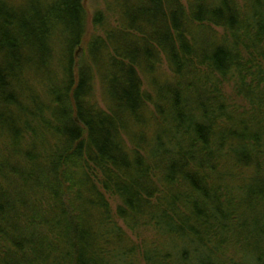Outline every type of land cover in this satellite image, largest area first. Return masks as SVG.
<instances>
[{
	"label": "clouds",
	"instance_id": "clouds-1",
	"mask_svg": "<svg viewBox=\"0 0 264 264\" xmlns=\"http://www.w3.org/2000/svg\"><path fill=\"white\" fill-rule=\"evenodd\" d=\"M54 2L46 0L44 7L47 9ZM16 3L17 6H27V0H16ZM132 3L140 7L150 6L149 0H132ZM184 3L187 9V0ZM246 3L247 0H237L235 6L247 14L248 22L253 25L251 32L245 26L232 29L226 24L218 26L209 20L201 24L191 19L190 12L185 17L184 28L178 31L171 22L170 14L176 7L173 0H165L163 11L156 18L150 15L143 17L134 26H129L125 15L126 0H101L98 5L104 11L106 20L102 25H96L95 30L104 37L107 46L101 47L95 57L86 56L90 90L81 97V102L93 116L103 113L112 118L115 122L114 141L126 155L130 166H118L110 160L103 162L100 165L104 169L101 176L108 181L109 188L104 189L100 185V189L108 199L109 207L100 205L99 197L87 190L91 187L88 184L82 188L84 197L77 201L74 216L77 223L87 224L96 234L92 252L102 255L110 264H149L144 253L152 256L151 264H164L166 252L173 253L174 264L180 250L185 247L191 250L186 264H201V261L207 260L212 264H256L257 256L264 251V231H261L264 229V195L250 193L253 178L258 174L264 176V142L257 145L254 140H240L227 133V129L240 127L242 119L248 121L253 130L264 126V103L261 102L264 83L255 88L251 102H246L248 111L245 113L239 99H231L227 94L233 86H240L242 69L234 63L227 79L221 83L224 78L210 66L211 62H201L203 49L209 45L225 44L235 52L243 49V43L237 47L238 39L252 43L255 21L251 5L245 7ZM208 6H222V0H208ZM93 7L90 5V9ZM51 23L49 43L51 45L54 39L56 44L51 45L53 53L47 65L26 64L19 81H13L24 105L35 115L21 112L15 106L13 108L21 118V126L24 127V122L28 121L31 127L25 128L23 138L15 147L9 134L5 132L0 136L3 157L19 160L28 169L38 164L41 184L33 186L30 181L29 185H25L14 174H10L14 182L0 177V184L14 191L27 192L30 197L29 208L18 205L19 223L47 238L44 245L46 260L33 252V246L25 249L35 264H74L75 252L68 237V221L54 195L58 184L57 173L52 170V162L72 147L68 137L57 131V128H63L69 117L59 115L57 109L61 105L56 99L57 95L63 94L66 97L64 105L75 108L74 102L67 99L70 93L67 91L66 44L70 33L54 14ZM169 30L171 38L162 39L161 33ZM181 31L191 45L190 54L182 47ZM109 34H112L111 39ZM117 49L123 65L113 64L112 58L117 55ZM136 49L138 53L131 54ZM145 49H150L152 54L146 55ZM251 50L259 54L264 50V43ZM25 52L33 55L28 49ZM261 66L264 67V58ZM129 69L135 70L139 81L142 102L135 109L113 92L114 81L128 86ZM168 85L182 89L189 113L212 124L213 135L207 145L196 139L194 133L186 131L187 124L178 127L171 98L162 92ZM217 89L224 91L222 93ZM200 93L218 97L209 101L207 117L199 106ZM149 95L151 99H148ZM221 102L228 104L227 112L233 119L229 120L220 113L218 104ZM157 104L166 107L167 112L163 116L156 110ZM71 115L74 116L75 111ZM142 135L146 137L143 142L139 140ZM158 135L162 137V145ZM33 144L40 159L37 162L25 161L16 149ZM242 146H247L252 152L251 164L238 160L236 153ZM138 155L143 158L142 164H137ZM174 160L184 166L177 171L174 180H169L168 170ZM63 168L59 169L61 173ZM77 171L78 179L83 180L87 168L81 167ZM190 172L199 174L201 188L194 187L187 178L186 173ZM59 179L63 180V175ZM89 199L96 204L89 203ZM129 199L133 200L132 205L128 204ZM197 201L200 207L207 209L206 216L196 213L194 202ZM33 207L42 210L41 215L36 216L38 222L35 224L31 223L35 215ZM118 207L126 209L127 214L120 216ZM42 217H47L49 223H44ZM190 226L199 229V235L192 232ZM120 227L125 232L122 240L117 239ZM137 245L135 253L126 254L127 249ZM7 247L18 251L11 243ZM70 252L72 255H68Z\"/></svg>",
	"mask_w": 264,
	"mask_h": 264
},
{
	"label": "trees",
	"instance_id": "trees-1",
	"mask_svg": "<svg viewBox=\"0 0 264 264\" xmlns=\"http://www.w3.org/2000/svg\"><path fill=\"white\" fill-rule=\"evenodd\" d=\"M45 2L46 0H27V6H17L16 0H0V136L5 132L9 134L15 147L23 138L25 128L31 127L28 121L24 122V127L21 126V118L13 108L15 106L21 112H29L35 115L30 108L24 105L21 94L17 92L13 81H19L20 73L26 64L36 63L39 67L47 65L53 53L51 45L55 46L56 44L54 39L51 41V45L49 43L52 32L51 20L54 14L56 20L62 22L70 33V39L67 40L66 44L67 91L70 93L67 99L75 104L74 109L68 108L64 105L66 97L63 94L56 97L61 105L57 112L61 117H69L63 128H57V131L68 137L72 147L70 151L59 154L57 159L52 162V170L56 171L58 178L54 195L60 201L61 213L68 221V237L75 252L74 264H110L102 255L92 252L96 243V234L87 224L76 222L74 210L77 207V201L84 197L82 188L88 184L91 187L87 190L94 192L99 197L100 205L106 208L109 207V201L100 189V185L104 189L109 188L108 181L101 176L104 169L100 168V165L108 160L123 167H129L130 164L126 155L120 151L119 145L114 141L115 122L112 118L103 113L93 116L91 111L85 109L81 102V97L90 90L86 57L84 55L79 62L76 61L75 57L76 49L83 45L87 36V14L83 1L55 0L54 4L47 9L44 7ZM173 2L176 7L171 11V22L172 26L178 31L184 28L185 17L189 12L191 19L199 21L201 24L205 20H209L218 26L226 24L232 29L245 26L249 32L253 30V25L248 22L247 14L242 13L241 9L235 6L237 0H222V6L215 8L208 6V0H187V9H185V3L182 0H173ZM164 3L165 0H149V7H140L133 4L132 0H126L125 15L128 17L129 26H134L139 19L149 15L156 18L162 13ZM248 4L251 5L252 19L255 21V38L252 43L241 42L238 39L237 47L239 48V44L243 43V49L235 52L225 44L209 45L203 49V60L201 61L202 63L205 61L211 62L210 66L214 67L224 78L221 83H224L227 79L228 72L234 63L242 69L240 86H233L232 91L227 94L231 99H239L245 113L248 111L246 102H251L250 98L254 95L255 88L264 83V67L261 66L264 50H261L259 54L251 50L264 43V0H247L245 7ZM105 20V13L102 11L97 12L93 19L94 28H96V25H102ZM94 31L96 34L93 35L86 47L87 56L93 57L101 47L107 46L104 37L98 35L96 30ZM111 38L112 34H109V39ZM161 38L164 40L170 39V30L161 33ZM180 39L183 49L190 54L192 48L183 31L180 32ZM25 49L30 50L33 55H27ZM116 51L117 55L112 58L113 64L123 65V60L119 59V49ZM138 51V49L133 50L131 54H136ZM145 54L150 56L152 54L151 50L145 49ZM82 64H84L83 67ZM253 68H257V71H253ZM249 77H252V79L249 80ZM138 83L135 70L129 69L128 86L125 87L119 81H114L113 92L135 109L142 102ZM217 91L223 93L224 90L217 89ZM162 92H166L171 98L175 109V119L179 122L178 127L187 124L186 131L194 133L196 139L207 145L213 135L212 124L197 119L194 114L187 111L184 94L179 87L168 85L165 89H162ZM148 99H151L150 95ZM214 99H218V97L206 96L204 93H200L198 97L199 106L203 109L205 117L209 114V101ZM261 102L264 103V98ZM227 108L228 104L226 103L221 102L218 104L220 113L231 120L233 116L227 112ZM253 109H255L254 102ZM156 110L162 116L167 112L163 104H157ZM72 111H75L74 116L71 115ZM86 132L87 135H85ZM227 133L240 140H254L257 145L264 142V126L253 130L248 121L243 119L240 121V127L227 129ZM157 139L160 140L162 145L161 135H158ZM139 140L143 142L146 137L142 135ZM193 146H195V140ZM16 150L20 152L25 161L37 162L40 159V154L36 151L34 144L31 147L17 148ZM190 154L185 153L184 155ZM236 154L241 163L248 165L253 161V154L247 146H242ZM191 155L194 156V154ZM142 163L143 158L138 155L137 164ZM61 166H64L63 173L59 171ZM183 166L180 161H172L168 170V179L174 180L177 171L181 170ZM38 167L39 165L35 164L32 169H28L19 160L14 161L11 157L4 158L3 151L0 150V177L6 180L14 182L13 177L10 175L14 174V176L22 179L25 185H29V182L32 181L33 186H39L41 184V173L37 172ZM81 167L87 168L83 180L78 179L79 172L77 170ZM257 167L260 168L259 163ZM98 168H100L99 171ZM61 175L64 177L63 180L59 179ZM186 176L194 187L198 189L202 187V180L198 173L190 172L186 173ZM67 181H71V183L66 184ZM250 193L252 195H264V176L258 174L253 178ZM149 195H152V193L149 192ZM89 203L96 204V201L89 199ZM128 204L132 205L133 200L129 199ZM18 205H22L26 209L31 206V200L27 192L14 191L0 184V264H35V260L25 252V249L29 246H33L32 250L37 253L38 257L43 256L46 260L47 256L44 248L46 236L37 233L35 229L29 231L26 226L19 223ZM194 207L198 215H207V209L200 207L198 201L194 202ZM33 211H35V215L31 218V223L35 224L38 222L36 216H40L42 210H36L33 207ZM117 213L120 216L127 214L126 209L123 207H118ZM42 220L44 223H49L47 217H42ZM190 230L199 235V229L195 226H190ZM180 231L183 232L184 229L181 227ZM261 231H264V229H261ZM124 235V228L120 227L117 239L122 240ZM8 243H11L18 251L8 248ZM138 247L137 245L127 249L126 254L135 253ZM68 255H72V253L70 252ZM172 256V252L164 253V264H172ZM190 257L191 250L185 247L180 250L174 264H186ZM144 258L151 264V255L144 253ZM201 264H212V261H201ZM256 264H264V251H261L257 256Z\"/></svg>",
	"mask_w": 264,
	"mask_h": 264
},
{
	"label": "rangeland",
	"instance_id": "rangeland-1",
	"mask_svg": "<svg viewBox=\"0 0 264 264\" xmlns=\"http://www.w3.org/2000/svg\"><path fill=\"white\" fill-rule=\"evenodd\" d=\"M83 1V6L84 9L86 11L87 14V33H86V37H85V41L83 43V45L79 48L76 49V61L79 62L80 60H82L83 56L85 55V57L87 56L86 54V47L87 44L89 43V41L93 38V35L96 34L95 33V28L93 25V19L95 14H97V12L102 11L104 12L100 7H98V5L101 3V0H82ZM184 2V0H182ZM90 5L94 6L93 8L90 9Z\"/></svg>",
	"mask_w": 264,
	"mask_h": 264
}]
</instances>
